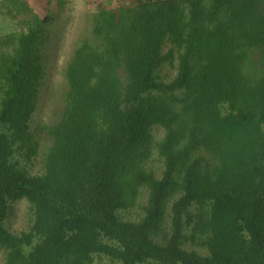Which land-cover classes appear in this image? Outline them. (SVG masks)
Listing matches in <instances>:
<instances>
[{
    "label": "trees",
    "instance_id": "16d2710c",
    "mask_svg": "<svg viewBox=\"0 0 264 264\" xmlns=\"http://www.w3.org/2000/svg\"><path fill=\"white\" fill-rule=\"evenodd\" d=\"M11 3L2 264H264V0L98 3L48 121L57 19Z\"/></svg>",
    "mask_w": 264,
    "mask_h": 264
},
{
    "label": "rangeland",
    "instance_id": "374dc122",
    "mask_svg": "<svg viewBox=\"0 0 264 264\" xmlns=\"http://www.w3.org/2000/svg\"><path fill=\"white\" fill-rule=\"evenodd\" d=\"M13 0H0V35L9 33L15 30H20L26 27L22 21V16L12 18L7 12L8 8L12 6ZM29 6L41 17L47 13H53L57 19V44L54 60L51 63V73L48 76L47 90L52 87V91L45 95L47 103L44 104L39 116L41 119L48 121L52 119L55 108V94H60L61 86L63 84L62 71L64 61L68 58L77 30L79 29L82 17L89 10H94L98 3H105L106 5L118 4L123 0H25ZM134 1V0H125ZM45 98V97H44ZM14 215L8 221L10 228L14 231H21L28 226V202L22 200L14 205ZM131 217L127 215L126 218ZM3 254L0 253V264L3 261Z\"/></svg>",
    "mask_w": 264,
    "mask_h": 264
}]
</instances>
